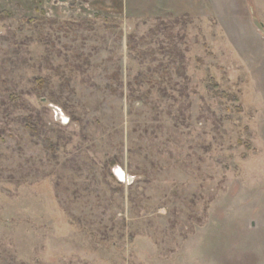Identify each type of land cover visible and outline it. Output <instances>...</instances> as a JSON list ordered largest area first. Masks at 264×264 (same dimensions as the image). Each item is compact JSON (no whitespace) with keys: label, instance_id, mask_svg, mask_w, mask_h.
<instances>
[{"label":"rangeland","instance_id":"obj_1","mask_svg":"<svg viewBox=\"0 0 264 264\" xmlns=\"http://www.w3.org/2000/svg\"><path fill=\"white\" fill-rule=\"evenodd\" d=\"M0 264H264V0H0Z\"/></svg>","mask_w":264,"mask_h":264},{"label":"water","instance_id":"obj_2","mask_svg":"<svg viewBox=\"0 0 264 264\" xmlns=\"http://www.w3.org/2000/svg\"><path fill=\"white\" fill-rule=\"evenodd\" d=\"M116 174L118 175V177L121 179L122 178V174L118 171V170H116Z\"/></svg>","mask_w":264,"mask_h":264}]
</instances>
